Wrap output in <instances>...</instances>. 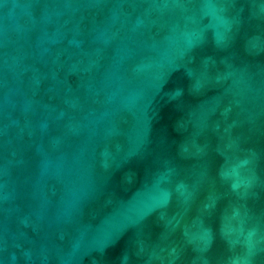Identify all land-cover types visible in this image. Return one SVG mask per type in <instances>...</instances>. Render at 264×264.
<instances>
[{"label": "water", "instance_id": "1", "mask_svg": "<svg viewBox=\"0 0 264 264\" xmlns=\"http://www.w3.org/2000/svg\"><path fill=\"white\" fill-rule=\"evenodd\" d=\"M0 264H264V0H0Z\"/></svg>", "mask_w": 264, "mask_h": 264}]
</instances>
